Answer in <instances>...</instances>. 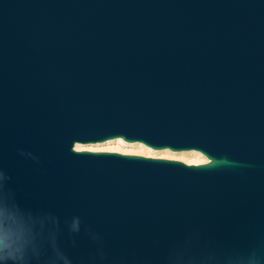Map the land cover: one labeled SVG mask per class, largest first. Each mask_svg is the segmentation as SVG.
<instances>
[{
    "label": "water",
    "instance_id": "water-1",
    "mask_svg": "<svg viewBox=\"0 0 264 264\" xmlns=\"http://www.w3.org/2000/svg\"><path fill=\"white\" fill-rule=\"evenodd\" d=\"M0 264H264V0H0Z\"/></svg>",
    "mask_w": 264,
    "mask_h": 264
},
{
    "label": "rangeland",
    "instance_id": "rangeland-1",
    "mask_svg": "<svg viewBox=\"0 0 264 264\" xmlns=\"http://www.w3.org/2000/svg\"><path fill=\"white\" fill-rule=\"evenodd\" d=\"M76 149H91V150H110L120 151L123 153H135L146 156L164 157L169 159H178L186 163H202L208 161V158L198 150H181L173 151L168 148L153 149L138 142H121L109 139L103 142L96 143H76Z\"/></svg>",
    "mask_w": 264,
    "mask_h": 264
},
{
    "label": "bare ground",
    "instance_id": "bare-ground-1",
    "mask_svg": "<svg viewBox=\"0 0 264 264\" xmlns=\"http://www.w3.org/2000/svg\"><path fill=\"white\" fill-rule=\"evenodd\" d=\"M109 140V139H108ZM113 140H119V141H121V142H128V141H126V140H124L123 138H121V137H117V138H113ZM138 142V141H137ZM129 143H131V142H129ZM138 143H142V142H138ZM142 144H144V143H142ZM145 145V144H144ZM145 146H147V145H145ZM147 147H149V146H147ZM91 150V149H90Z\"/></svg>",
    "mask_w": 264,
    "mask_h": 264
}]
</instances>
